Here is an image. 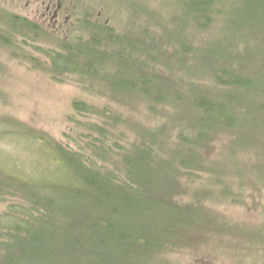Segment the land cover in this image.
<instances>
[{
	"label": "trees",
	"instance_id": "16d2710c",
	"mask_svg": "<svg viewBox=\"0 0 264 264\" xmlns=\"http://www.w3.org/2000/svg\"><path fill=\"white\" fill-rule=\"evenodd\" d=\"M227 1L178 0L181 12L171 8L166 13L172 23L169 29L164 23L151 24L155 19L137 20L134 35L80 20L78 30L87 39L67 38L50 48L47 66L61 75L96 81L130 109L142 101L144 110L136 112L161 113L168 121L160 127L163 135L149 133L151 142L139 135L144 139L118 154L110 169L91 160L85 148L81 154L80 149L49 138L45 130L32 132L10 119L7 135L34 139L46 158L70 170L76 187L74 195L65 194L43 176L33 184L7 181L10 178L0 172V187L18 188L26 202L0 213V264H172L168 255L193 242L200 248L206 245L200 250L202 258L195 255L198 264H216L217 258H228L232 264H264L258 253L264 246V186L243 184L245 176L237 179L239 183L229 181L234 169L228 165L231 157L238 161L244 146L256 154L262 147L264 155V17L258 20L257 14L264 0H232L228 5ZM131 4L133 17L140 12L156 17L154 11L145 13L141 4ZM216 17L219 20L212 26ZM44 30L43 25L0 7V47L8 54L18 55L14 51L23 34L37 36ZM201 30L208 34L207 40L192 47L189 42ZM33 47L21 53L29 64L35 60L29 53ZM164 48L174 60L163 58L159 64ZM191 85L203 92L189 89ZM222 134L233 141L225 144L231 157L220 167L222 163L209 161L203 153L212 151ZM100 136L99 142L105 144ZM96 146L86 144L91 152ZM96 149L103 156L102 147ZM108 158L105 153L103 162ZM206 166L214 170L213 178L221 186L219 195L213 191L212 200L222 197L248 208L257 206L262 219H239L219 211L212 216L197 207L196 200L181 205L175 195L186 189L185 175H190L186 169ZM252 168L256 178H264V159ZM222 174L229 180H220ZM186 190L189 198L197 194Z\"/></svg>",
	"mask_w": 264,
	"mask_h": 264
},
{
	"label": "rangeland",
	"instance_id": "374dc122",
	"mask_svg": "<svg viewBox=\"0 0 264 264\" xmlns=\"http://www.w3.org/2000/svg\"><path fill=\"white\" fill-rule=\"evenodd\" d=\"M48 1L0 0V7L4 11L14 13L20 18L25 17L26 20L43 25L45 29V33H39L37 36L32 35V33L23 34L16 44L18 49L16 52L14 51L16 54L18 52L17 56L8 54L4 48L0 47V172L3 173L4 177L10 178H6L7 181L24 182L25 180L27 182L33 181V184L36 183V179L43 176L45 181L54 182L60 186L65 194L68 192L74 195L73 189L76 185L73 182L74 179L70 177V170L66 167L65 170L53 158H46L45 155L48 154L43 149L40 150L39 146L37 147V142L35 141V143L34 139L7 135V123L10 119H16L23 125L29 126V131L45 130L46 135L52 140L61 143L64 147L69 146L74 151L80 149L81 154L84 151L91 153V160L100 164L104 163L110 169L113 168L112 161L116 160L118 154L135 145L134 142L137 140L144 139L138 137L139 135L144 136L150 142L149 133H156L158 136L163 135L164 130L160 127L168 119L161 113L156 115L147 113L148 115H146L144 112L143 114L136 112L144 110V102L140 101L138 106L133 105L130 109L128 104L124 105L117 97L105 93L96 81H88L75 74L61 75L58 70L47 66L46 54L67 38L83 36L84 39H87L85 32L78 30L80 29L78 26L80 20H87L89 23L108 24L117 30L126 31L127 35H134L132 33L134 31L133 24L137 20L155 19L156 22L152 21L151 24L164 23L166 24L165 27L169 26V29L172 23L167 20L169 18L166 14L168 13L167 10L176 8L179 13L182 3H178V0H59L58 8L54 5L55 0H52L51 6L48 8L46 7ZM231 1L228 0L226 4L228 5ZM131 3L141 4L142 9L146 8L145 13L154 11L156 17L153 16L155 17L153 18L148 15L145 17L141 15V12L133 17L130 14L135 8ZM257 14L258 20L263 19L264 8L258 10ZM138 16L139 18H137ZM179 17L182 18V14ZM218 20L217 17L213 18L211 25L214 26ZM259 24H262V21ZM211 34H214V31ZM207 36L208 34L203 30L195 34L193 43L189 42V44L192 47H201L207 40ZM189 41L192 42L190 38ZM31 45H35V47L29 53L35 57V60L29 64V61H26L21 53L29 50ZM168 51V49L162 50L163 54L157 63L162 64L163 58L167 62L174 60L173 55ZM189 89L198 93L203 92V88L198 85H191ZM91 107H93V113H91L92 111L89 112ZM169 107L173 109V107ZM87 108L88 111H86ZM115 116H120V121L114 120L116 119ZM169 120H172V116L169 117ZM156 126L159 128L155 130L154 127ZM173 131L178 133V128L175 127ZM100 135L106 139L104 140L105 144L99 142ZM185 135L186 137L189 136L186 133ZM216 140L218 145L213 146L212 151L207 150L203 154L209 158V161L222 163L220 167H223V160L231 157L228 155V140L231 142L233 139L230 141L229 136L222 134ZM215 141L214 143H216ZM86 144L97 145L98 150L101 146L102 149L100 150L103 152V156H98L99 154L95 153L97 152L96 147L94 152L89 151ZM211 144L213 143L211 142ZM83 148H85L84 151H82ZM245 148V146L241 147V151L236 156L238 161L231 157L232 165H228L234 169V172L230 180L226 174L220 175V180L236 182L237 179L240 180V177L245 176L241 180L244 181L243 184L251 182L255 185L264 186L262 175H258L256 178L255 172L252 171L254 165L263 162L264 155L261 156L263 148L259 147L257 154L255 151ZM105 153L109 158L103 162ZM186 170L190 174L185 175L188 178L186 189L196 190L197 194L195 197L193 195L189 198L186 195L188 191L185 189L183 193L175 195L179 202L182 200L181 205L196 200L197 207L202 206L204 211H209L212 216L213 212L219 211L239 219L248 218L252 221L262 219L261 209L257 206L248 208L234 204L229 199L222 197L212 200L213 191L218 194L221 186L215 182L216 180L213 178L215 172L210 169V166L197 170ZM228 173L231 172L228 171ZM261 192L264 190L262 189ZM202 196H204L203 199L201 198L202 200L197 199V197ZM24 200L18 192V188L15 189L6 185L0 187V213L9 210V205H14V210H17V207L24 203ZM205 248V244H203V248H200L199 243L193 242L187 247L181 246V250L178 252L177 250L175 253L171 252L168 258L172 264H198L195 261L196 257L200 255L202 258L201 254L203 253L200 250ZM258 253L264 258V246ZM195 255L197 256L195 257ZM218 262L220 264H232L228 258H222V260L217 258L216 264Z\"/></svg>",
	"mask_w": 264,
	"mask_h": 264
},
{
	"label": "flooded vegetation",
	"instance_id": "af4514ba",
	"mask_svg": "<svg viewBox=\"0 0 264 264\" xmlns=\"http://www.w3.org/2000/svg\"><path fill=\"white\" fill-rule=\"evenodd\" d=\"M51 1H52V0H49V1H48V3L46 4V7L50 8L49 6H51ZM56 4H57V5H56ZM59 4H60L59 0L57 1V3H56V0H55V4H54V5H55L56 7H58ZM55 6H54V7H55ZM58 8H59V7H58ZM54 15H55V14H54Z\"/></svg>",
	"mask_w": 264,
	"mask_h": 264
}]
</instances>
